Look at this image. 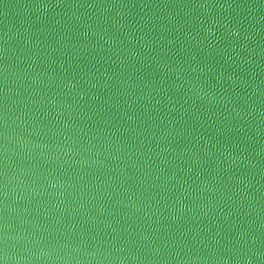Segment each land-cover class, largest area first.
<instances>
[{"label":"water","instance_id":"obj_1","mask_svg":"<svg viewBox=\"0 0 264 264\" xmlns=\"http://www.w3.org/2000/svg\"><path fill=\"white\" fill-rule=\"evenodd\" d=\"M2 97L3 264H264V0H0Z\"/></svg>","mask_w":264,"mask_h":264},{"label":"snow or ice","instance_id":"obj_2","mask_svg":"<svg viewBox=\"0 0 264 264\" xmlns=\"http://www.w3.org/2000/svg\"><path fill=\"white\" fill-rule=\"evenodd\" d=\"M0 104L3 106V116L0 118V124L3 125V127L6 129L7 128V97H2L0 98ZM6 135V133H5ZM4 177V184L3 187L0 188V196L4 198V203H3V210H4V215L0 216V223L3 225V230L6 232L7 229V214H6V199H7V172L5 171L3 173ZM4 246L0 247V258L4 257L7 255V240L6 238L3 241ZM0 264H3L2 259H0Z\"/></svg>","mask_w":264,"mask_h":264},{"label":"clouds","instance_id":"obj_3","mask_svg":"<svg viewBox=\"0 0 264 264\" xmlns=\"http://www.w3.org/2000/svg\"><path fill=\"white\" fill-rule=\"evenodd\" d=\"M234 34L238 35V32H234ZM6 256H9V255H8V251H7V255H6Z\"/></svg>","mask_w":264,"mask_h":264}]
</instances>
